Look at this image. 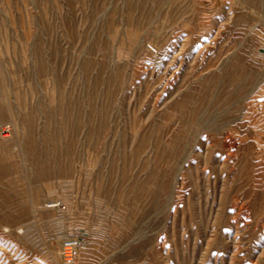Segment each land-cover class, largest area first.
I'll return each instance as SVG.
<instances>
[{
    "label": "rangeland",
    "instance_id": "rangeland-1",
    "mask_svg": "<svg viewBox=\"0 0 264 264\" xmlns=\"http://www.w3.org/2000/svg\"><path fill=\"white\" fill-rule=\"evenodd\" d=\"M139 1L0 11V264H264V0Z\"/></svg>",
    "mask_w": 264,
    "mask_h": 264
},
{
    "label": "built area",
    "instance_id": "built-area-1",
    "mask_svg": "<svg viewBox=\"0 0 264 264\" xmlns=\"http://www.w3.org/2000/svg\"><path fill=\"white\" fill-rule=\"evenodd\" d=\"M148 47L153 52H158L157 47L153 43H148ZM7 129L4 130L6 132ZM84 237L81 235L71 236L64 239L62 243V254L64 255V264H76L81 250L84 246Z\"/></svg>",
    "mask_w": 264,
    "mask_h": 264
},
{
    "label": "bare ground",
    "instance_id": "bare-ground-1",
    "mask_svg": "<svg viewBox=\"0 0 264 264\" xmlns=\"http://www.w3.org/2000/svg\"><path fill=\"white\" fill-rule=\"evenodd\" d=\"M95 1V0H94ZM129 2H128V7H129V9H130V16L132 17V9L133 8H136V7H138V6H140L141 4H143V1H139V0H128ZM8 2V0H0V11H4L3 9V6H4V4L5 3H7ZM33 2V1H32ZM124 5V4H123ZM96 7V9H95V12H96V10H97V5L95 6ZM110 7V6H109ZM100 10V9H99ZM162 10V9H161ZM5 12V11H4ZM95 14V13H94ZM6 15V14H5ZM7 16V15H6ZM130 18V17H129ZM38 20V19H37ZM44 24V23H43ZM49 24V23H48ZM115 25V24H114ZM117 26V25H116ZM88 35H89V33L88 32H85L84 33V39H87V37H88ZM49 41V40H48ZM199 47V46H198ZM84 52L82 53V59H81V61L83 62V64H84V66H83V71H85V70H89V68H90V65H91V58H90V55L89 54H87V50L85 51V49L83 50ZM134 52V51H133ZM67 65V64H66ZM90 71V70H89ZM37 83V82H36ZM94 96V95H93ZM97 96V95H96ZM16 103V102H15ZM28 126V125H27ZM7 129V128H6ZM2 132V131H1ZM10 136L11 135H9L8 133H5V134H3L2 135V140L3 141H5V140H8L9 138H10ZM233 143V142H232ZM32 171V170H31ZM53 202L49 205L50 207H52V206H55V205H57L58 204V200L57 199H55V200H52ZM233 202V201H232ZM10 226V228H7L6 230H10L11 229V225H9ZM63 243V242H62ZM57 259L59 260V261H62V257H63V254H62V251H58L57 252Z\"/></svg>",
    "mask_w": 264,
    "mask_h": 264
}]
</instances>
